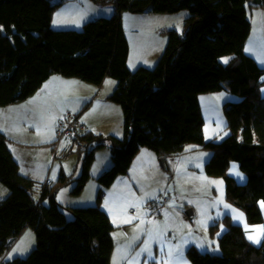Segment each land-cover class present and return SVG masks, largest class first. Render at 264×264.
<instances>
[{"label": "trees", "instance_id": "trees-1", "mask_svg": "<svg viewBox=\"0 0 264 264\" xmlns=\"http://www.w3.org/2000/svg\"><path fill=\"white\" fill-rule=\"evenodd\" d=\"M115 5L111 17H99L83 28L54 29L59 4L52 0H0V106L19 103L33 95L53 74L101 85L107 76L117 79L110 99L122 106L125 137H105L89 131L74 140L95 147L84 158V170L73 193H80L91 174L97 148L112 141L113 165L98 181L109 187L127 174L141 148L160 157L180 156L188 144L210 150L209 175L224 176L227 198L244 210L250 224L264 221V67L245 52L251 33L248 8L252 0H93ZM264 8V0L260 3ZM190 14L182 32L166 31L168 42L154 68L128 67L129 42L121 11ZM231 55L227 64L221 58ZM228 90L241 96L225 102L230 134L222 141L207 140L199 96ZM0 130V182L9 195L0 199V264H111L114 225L99 205L67 207L64 213L57 193L72 182L61 173L56 182L42 186L20 173L19 164ZM181 157V156H180ZM232 161L248 175L245 184L228 174ZM103 192H99L101 202ZM45 201H48L46 203ZM220 237L222 254L202 253L191 247L193 264H264V241L256 245L242 225L225 218ZM31 227L36 247L26 257L6 262L4 257L17 238ZM214 230L218 227L215 224Z\"/></svg>", "mask_w": 264, "mask_h": 264}, {"label": "rangeland", "instance_id": "rangeland-1", "mask_svg": "<svg viewBox=\"0 0 264 264\" xmlns=\"http://www.w3.org/2000/svg\"><path fill=\"white\" fill-rule=\"evenodd\" d=\"M52 2L59 4L60 0ZM255 5L248 8L254 27L245 52L253 57L256 55L258 64L264 67V8L260 4ZM115 10L114 4L65 0L55 10L52 28L80 30L85 22L111 17ZM189 14L187 9L175 13L122 10L121 22L130 47L129 69L135 70L140 66L154 68L168 42L166 31L174 28L182 32ZM149 25L165 26L159 33L153 34ZM134 28L140 29L136 31ZM231 57L226 55L221 62L227 64ZM117 83L112 76H107L97 86L79 78L53 74L33 95L8 108L9 112L16 108L11 113L18 116L19 122L18 129L12 131L14 141L7 140L8 147L16 152L22 171L35 177L25 175L37 182L38 195L42 186L59 178L62 168V173L72 175V182L58 191L57 200L64 207L68 219L73 216L67 207L99 204L108 213L114 225L112 238L115 246L111 264H124L126 256L131 258L128 264H193L188 255L191 247L202 253L220 255V237L227 230V216L244 227L248 238L251 235L259 241L250 239L252 243L261 245L264 241V221L259 224L248 222L244 210L227 198L224 176L206 172L212 152L194 143L185 147L178 164L176 156L166 157L167 168L163 167L155 151L143 147L128 173L119 175L111 186L106 187L98 181L99 175L113 165L112 141L105 139V146L95 151L89 181L80 193H73L83 174L86 153L97 144L81 139L75 141L74 138L89 131L105 137H125L122 106L110 99ZM261 94L264 96V84ZM199 99L205 119L206 139L224 140L230 134L224 104L239 101L241 96L223 90L202 93ZM68 113L78 116V122L73 127V135L62 142L55 154L53 143L57 139L56 132ZM17 142L25 143V146ZM233 165L236 166L235 171ZM228 174L238 184L248 181V175L236 161H232ZM9 192L10 189L0 182V199H5ZM99 192H103L101 202L98 201ZM260 207L264 216L263 200ZM240 215L242 219H237ZM215 224L218 227L213 234L211 231ZM30 235L32 240L25 252L19 251ZM35 247V231L31 227L28 231L26 228L4 258L9 262L17 257H26ZM17 252L23 255H15Z\"/></svg>", "mask_w": 264, "mask_h": 264}, {"label": "crops", "instance_id": "crops-1", "mask_svg": "<svg viewBox=\"0 0 264 264\" xmlns=\"http://www.w3.org/2000/svg\"><path fill=\"white\" fill-rule=\"evenodd\" d=\"M253 5H255V4H257V3H253V2H251ZM256 6V5H255ZM146 12L147 13H152V10L151 9H149V10H146ZM142 13H145V11L144 12H142ZM251 25H252V28H251V33H250V36H251V34H252V31H253V27H254V25H253V23H252V20H251ZM150 27H151V32L153 33V34H157V33H159L160 32V30L163 28V26H165V25H149ZM138 27V26H137ZM263 28H264V26H262ZM140 29V28H139ZM138 28H134V30H136V31H138L139 30ZM250 36L248 37V40H247V42H246V47H247V45H248V42H249V39H250ZM250 55H252V54H250ZM254 55V54H253ZM255 57H257L256 55H255ZM254 57V58H255ZM256 59V58H255ZM18 104V103H17ZM10 106H15V104H11V105H8V106H4V107H1L0 106V130L7 136V138H8V140H10V141H14L12 138H11V136L12 137H14L13 136V134H12V131H13V129L15 130V129H18V124H19V122H18V116L17 115H15L14 113H11V112H13V110H16V108H14V109H12V111L11 112H9L8 110H10V109H8V108H10ZM1 108H3V109H1ZM17 144H20V145H22V146H25V143H22V142H17ZM11 150V149H10ZM11 152H12V154H13V156H14V158L16 159V161H18V164H19V168H20V171L22 172V174H24V175H27V176H30V177H33L32 175H30V174H27L26 172H23L22 171V169H21V162H19V160H17V158H16V152L14 151V150H11ZM62 172H64L63 171V168L61 169V172H60V174L62 173ZM60 174H59V176H60ZM66 174V173H65ZM68 175V174H67ZM33 178H35V177H33ZM57 180H54L53 182H56ZM49 182H51V181H49ZM41 195V194H40ZM39 195V196H40ZM46 203H48V201H45ZM62 203V202H61ZM28 230H30V227L28 226L27 227V231ZM25 235V233L22 235V238H23V236ZM21 238V239H22ZM32 237H31V235L27 238V240L22 244V247L20 248V250L19 251H24L25 252V249H27V246H28V244H29V242L31 243V239ZM20 239V240H21ZM15 255H23V254H21V252H17ZM6 259L7 258H4V260L6 261ZM130 256H126V258L124 259V264H128L129 263V261H130Z\"/></svg>", "mask_w": 264, "mask_h": 264}, {"label": "built area", "instance_id": "built-area-1", "mask_svg": "<svg viewBox=\"0 0 264 264\" xmlns=\"http://www.w3.org/2000/svg\"><path fill=\"white\" fill-rule=\"evenodd\" d=\"M65 1V0H60V2ZM78 122V116L73 115L72 113H68L65 116L64 122L59 126L57 129V139L53 143L54 147V152L55 154L57 153V150L59 146L62 144V142L65 139L70 138L73 135V127L77 124ZM176 164L179 163L180 161V156H176Z\"/></svg>", "mask_w": 264, "mask_h": 264}, {"label": "water", "instance_id": "water-1", "mask_svg": "<svg viewBox=\"0 0 264 264\" xmlns=\"http://www.w3.org/2000/svg\"><path fill=\"white\" fill-rule=\"evenodd\" d=\"M252 2L253 3L260 4L262 2V0H252ZM160 161L162 162L163 167L164 168H167L166 161H165V157H160ZM187 214L189 215L190 214V211H188Z\"/></svg>", "mask_w": 264, "mask_h": 264}, {"label": "snow or ice", "instance_id": "snow-or-ice-1", "mask_svg": "<svg viewBox=\"0 0 264 264\" xmlns=\"http://www.w3.org/2000/svg\"><path fill=\"white\" fill-rule=\"evenodd\" d=\"M226 62H227V61L225 60V63H226ZM235 168H236V166L233 165V170H234V171H235ZM235 174L238 175V176L240 175V173H239L238 171H236ZM237 219H242V215L238 216ZM249 239L254 240V242H259L258 240L254 239V237L251 236V235L249 236Z\"/></svg>", "mask_w": 264, "mask_h": 264}]
</instances>
